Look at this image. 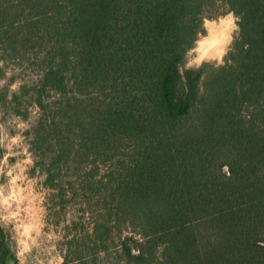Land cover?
Listing matches in <instances>:
<instances>
[{"label": "trees", "instance_id": "obj_1", "mask_svg": "<svg viewBox=\"0 0 264 264\" xmlns=\"http://www.w3.org/2000/svg\"><path fill=\"white\" fill-rule=\"evenodd\" d=\"M226 2L241 16L233 64L186 72V94L175 65L225 0H0V60L44 73L0 105L41 108L31 143L59 189L53 217L83 205L64 264H264V0Z\"/></svg>", "mask_w": 264, "mask_h": 264}, {"label": "clouds", "instance_id": "obj_2", "mask_svg": "<svg viewBox=\"0 0 264 264\" xmlns=\"http://www.w3.org/2000/svg\"><path fill=\"white\" fill-rule=\"evenodd\" d=\"M240 21L241 16L230 10L226 0L223 10L215 16H200L199 29L175 65L177 75L185 83L186 94V72H199L205 64L216 68L233 64L229 54L233 52L234 42L240 38ZM243 47L247 49L248 45L244 44ZM0 72V90L7 88L5 99L9 102L14 95H19L22 87L28 86L29 80L35 84L44 77V73L39 72L18 79L16 77L21 68L15 65L5 67L3 60H0ZM203 79L201 74L197 85L199 96L206 95ZM59 96L60 93L55 92L51 100ZM259 103L261 101H257ZM256 110L255 104L244 101L239 116L249 121ZM26 113V116H21L0 111V236L10 254L5 257L4 264H64L67 250L64 242L75 235L66 232V229L79 222L78 209L83 205H65L62 218L56 220L53 217L52 212L60 211L58 203L53 207L59 198V189L48 183V164L46 161L42 163L43 158L32 151L31 143L34 139L31 129L36 126L42 111L33 102L27 107ZM87 168L90 169L91 164ZM221 170L231 177L228 165H222ZM64 187V199L71 200L72 193L66 185ZM87 215L85 212L84 216ZM92 227L89 225L87 228L89 234ZM133 238L138 243L147 239L141 234ZM166 247L167 242L157 245L156 255L161 261L164 259L161 253ZM129 254L139 256L140 249L132 247ZM98 256L103 257L104 252H99ZM73 264H79V261H73Z\"/></svg>", "mask_w": 264, "mask_h": 264}, {"label": "rangeland", "instance_id": "obj_3", "mask_svg": "<svg viewBox=\"0 0 264 264\" xmlns=\"http://www.w3.org/2000/svg\"><path fill=\"white\" fill-rule=\"evenodd\" d=\"M0 91H2V90H0ZM0 111L5 112V114L13 113V110H11V109H9V108L2 107V105H0ZM61 218H62V217L59 216V218H57L56 220H59V219H61Z\"/></svg>", "mask_w": 264, "mask_h": 264}]
</instances>
